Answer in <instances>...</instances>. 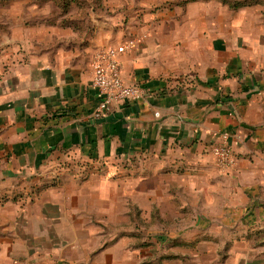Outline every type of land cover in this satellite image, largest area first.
Instances as JSON below:
<instances>
[{
  "label": "crops",
  "instance_id": "0c3cea01",
  "mask_svg": "<svg viewBox=\"0 0 264 264\" xmlns=\"http://www.w3.org/2000/svg\"><path fill=\"white\" fill-rule=\"evenodd\" d=\"M86 1L89 8L64 14L43 9L44 20L23 28L20 50L8 49L0 76V264H141L139 248L108 233L115 206L126 217L127 196L160 213L193 206V227L213 230L219 217L206 216L203 199L222 177L208 154L222 134L236 156L228 175L236 199L220 208L221 225L264 228L261 6L230 10L225 23L214 15L208 26L206 13L187 15L198 23L182 30L178 56L172 31L133 29L135 46L119 56L122 77L146 88L147 98L98 114L91 55L127 30L116 28L107 0L99 8ZM119 2L128 6L116 18L156 15L143 8L156 0ZM130 160L137 173L126 177ZM108 166L118 173L104 172ZM174 239L187 247L156 254L154 264H264V239L255 235L233 238L228 249L218 236Z\"/></svg>",
  "mask_w": 264,
  "mask_h": 264
},
{
  "label": "rangeland",
  "instance_id": "374dc122",
  "mask_svg": "<svg viewBox=\"0 0 264 264\" xmlns=\"http://www.w3.org/2000/svg\"><path fill=\"white\" fill-rule=\"evenodd\" d=\"M90 1L91 3L93 2V0ZM107 1L108 7L106 11L114 16L113 20L115 21L114 23L116 28H122L125 31L127 30L121 42L133 40L135 46L138 36L136 34L137 32L133 31V29H137L138 27H142L144 29L157 28L158 30H166V32L172 31L173 33L170 35L174 39V53L178 51L180 52L181 48H183L185 38L181 36L182 30L188 27H193L198 23L193 20L187 21V15L190 14L196 16L199 13H206L208 19L205 20V23L208 26V24L212 23L214 15H217L216 17L219 18L221 17L222 22L225 23L226 19H229L232 14L230 10H236L230 8L227 4L222 3L221 0H200L204 1L203 3L197 2V0H156V3L143 7L147 11L151 10V13L156 14L155 17L152 18L151 22L149 19L142 20L141 16L134 17V15L131 18H127V16L123 14L116 18V13L123 9H127L128 5L121 4L119 0ZM130 1L135 2V0ZM262 2L263 4H256V6H261V11L264 14V0H262ZM132 5L130 8H135V4L133 6ZM45 6L49 9L45 8ZM89 7L90 6H88V8ZM99 7H101V4H98V8ZM43 9H46L45 12L46 14L48 13V15L62 14L60 7L54 0H0V76L5 74L6 68L9 64L10 55L8 49L15 46L16 48H19L15 50H20L23 28L25 29V26L28 24L36 25L40 22V20H44L43 17L45 13H43ZM73 9L74 7L72 6L69 12ZM52 16H50L51 19ZM165 16H167V21L165 23H158L159 20ZM128 31L131 32L127 33ZM166 38L167 36L165 34L162 40ZM163 47L165 48V43H163ZM178 55L179 53H175V56ZM130 161L131 163L128 164L126 168V171L129 172L126 177H133L135 173H137L133 171L135 164L133 163L134 160ZM212 162L218 168L215 172L222 176L219 183H214L212 181V183L216 185V189L214 190L213 186L208 188L205 191V198L203 199V202L207 204V207H205L208 210L206 216L211 218L219 217V220L217 218V223L219 225L215 224V228L213 230H204L203 233V230L198 232L199 230L193 227V221L195 220V217L198 216L193 206L184 207L183 213H160L155 211V209H150V203L147 202L145 198L142 199V206L138 207L134 198L127 196L125 204V207L127 208L126 217L124 219H119L117 217L119 214L116 210L117 206H115L113 212L110 214V228L108 230L109 236L114 237L115 239L124 237L126 239L125 245L128 249L139 248L142 253L140 261L141 264H150L151 262L154 264L156 262V256L160 253H164L170 247L171 250H173V247H187L175 244V240L177 239H174V237H178L180 239L184 238L190 242H194L198 241V238H207V240H210L213 239V236H216V238L218 236L221 237V240L226 241V243L219 245V248H224L225 246V249L233 247V244H229V241L238 236L250 237L255 235L264 239V228L252 230L244 227L240 229H229L224 228L221 225L222 219L221 214H219L220 208L234 203L236 199L234 182L228 178L230 170L233 167L219 166L213 159ZM95 166L97 167L98 164ZM99 167L101 169L103 166L99 165ZM92 168L93 166L90 167V169ZM105 170L110 171L111 173H118L116 166L112 168L108 166L103 169L104 172ZM128 184L131 185L132 183ZM186 199L191 205H196L197 201H200L197 197L192 195ZM260 244L263 245L260 249L264 250V241ZM137 245L139 247H136ZM216 247H218V245ZM248 247H252V245ZM218 250L220 251V249ZM158 262L162 263L163 261Z\"/></svg>",
  "mask_w": 264,
  "mask_h": 264
},
{
  "label": "built area",
  "instance_id": "2783aa9c",
  "mask_svg": "<svg viewBox=\"0 0 264 264\" xmlns=\"http://www.w3.org/2000/svg\"><path fill=\"white\" fill-rule=\"evenodd\" d=\"M133 40L121 42L116 46H100L91 55V87L95 91L98 104L96 112L105 113L112 107L140 98H147V89L138 84H128L123 80L119 56L131 50ZM157 115V112L155 113ZM222 139L209 144L208 152L214 162L223 167L233 166L236 156L227 141L226 134Z\"/></svg>",
  "mask_w": 264,
  "mask_h": 264
},
{
  "label": "trees",
  "instance_id": "16d2710c",
  "mask_svg": "<svg viewBox=\"0 0 264 264\" xmlns=\"http://www.w3.org/2000/svg\"><path fill=\"white\" fill-rule=\"evenodd\" d=\"M57 5L60 7L62 14L68 13L71 7L75 6L79 9H83L88 6V2L86 0H54ZM97 5L100 4L101 0H94ZM222 3L227 4L232 9H237L239 7L251 6L256 4H263L262 0H221ZM177 240H175V244H177ZM170 257V256H165ZM172 257V256H171Z\"/></svg>",
  "mask_w": 264,
  "mask_h": 264
}]
</instances>
